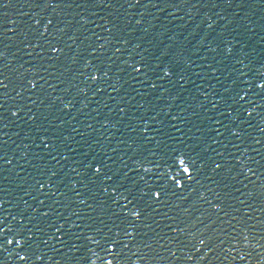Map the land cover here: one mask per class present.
Returning <instances> with one entry per match:
<instances>
[{
  "label": "water",
  "instance_id": "obj_1",
  "mask_svg": "<svg viewBox=\"0 0 264 264\" xmlns=\"http://www.w3.org/2000/svg\"><path fill=\"white\" fill-rule=\"evenodd\" d=\"M0 264H264V0H0Z\"/></svg>",
  "mask_w": 264,
  "mask_h": 264
},
{
  "label": "snow or ice",
  "instance_id": "obj_2",
  "mask_svg": "<svg viewBox=\"0 0 264 264\" xmlns=\"http://www.w3.org/2000/svg\"><path fill=\"white\" fill-rule=\"evenodd\" d=\"M184 172H185V173H189V174L191 173V172H189V171H188V169H187V168H185V169H184ZM156 195L158 196V195H159V193H157Z\"/></svg>",
  "mask_w": 264,
  "mask_h": 264
}]
</instances>
